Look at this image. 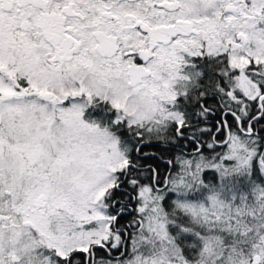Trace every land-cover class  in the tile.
<instances>
[{"label":"snow or ice","instance_id":"1","mask_svg":"<svg viewBox=\"0 0 264 264\" xmlns=\"http://www.w3.org/2000/svg\"><path fill=\"white\" fill-rule=\"evenodd\" d=\"M0 264H264V0H0Z\"/></svg>","mask_w":264,"mask_h":264}]
</instances>
